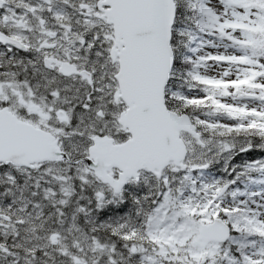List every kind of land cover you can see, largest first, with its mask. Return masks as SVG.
I'll return each mask as SVG.
<instances>
[{
  "label": "snow or ice",
  "instance_id": "snow-or-ice-1",
  "mask_svg": "<svg viewBox=\"0 0 264 264\" xmlns=\"http://www.w3.org/2000/svg\"><path fill=\"white\" fill-rule=\"evenodd\" d=\"M0 264H264V0H0Z\"/></svg>",
  "mask_w": 264,
  "mask_h": 264
},
{
  "label": "rangeland",
  "instance_id": "rangeland-1",
  "mask_svg": "<svg viewBox=\"0 0 264 264\" xmlns=\"http://www.w3.org/2000/svg\"><path fill=\"white\" fill-rule=\"evenodd\" d=\"M128 206H129V205L127 204V202H125L124 207L113 206V208H114L117 212H119V213H123V212L127 209ZM105 215H106V214H105ZM101 218H103V215L101 216Z\"/></svg>",
  "mask_w": 264,
  "mask_h": 264
}]
</instances>
